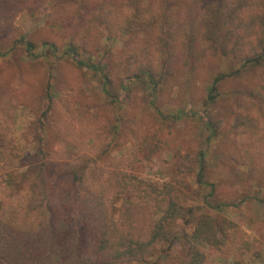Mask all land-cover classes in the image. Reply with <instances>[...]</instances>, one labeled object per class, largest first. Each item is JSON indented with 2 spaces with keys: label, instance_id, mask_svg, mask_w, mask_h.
<instances>
[{
  "label": "rangeland",
  "instance_id": "374dc122",
  "mask_svg": "<svg viewBox=\"0 0 264 264\" xmlns=\"http://www.w3.org/2000/svg\"><path fill=\"white\" fill-rule=\"evenodd\" d=\"M159 2L153 0L160 8ZM238 2L228 0L222 7L227 10V4ZM247 3L257 5L249 17L264 10V0ZM196 5L188 13L175 8L167 25L176 29V13L196 25L206 4ZM108 8L111 14L102 19ZM133 12L109 0H0V212L14 211L5 216L22 236L33 232L29 230L37 220L24 210L36 196L31 185L39 182V170L56 188L63 187V198L77 192L74 206L59 201L55 206L67 214V223L73 222L71 212L78 220L87 215L93 232L113 220L124 227L126 208L132 209L130 219L140 221L148 207L140 204L146 191L159 196L174 187L181 203L196 209L192 223L184 225L189 233L201 213L220 214L231 222L222 244L196 242L203 264H264V119L238 128L232 109L235 93L262 89L264 61L242 67L243 61L232 57L211 55L196 61L195 56V68L182 60L168 72L155 51L156 34L147 32V17ZM121 22H126L125 29H120ZM185 23L179 39L187 35ZM26 40L35 45V55L26 50ZM71 42L83 46L81 58L99 69L80 66L67 55ZM237 69L217 84L211 100L215 77ZM147 70L159 83L155 89L150 77L141 75ZM102 73L108 75L107 82ZM209 116L216 134L205 125ZM239 133L248 145H237ZM203 156L207 185L197 178ZM23 175L26 181L17 189ZM213 188V197L227 204L223 211L204 206ZM25 236L29 251L40 250L38 242L46 238ZM175 245L174 251L181 252L179 241ZM153 249L146 261L126 264H180V254L166 259L160 255L162 246Z\"/></svg>",
  "mask_w": 264,
  "mask_h": 264
},
{
  "label": "trees",
  "instance_id": "16d2710c",
  "mask_svg": "<svg viewBox=\"0 0 264 264\" xmlns=\"http://www.w3.org/2000/svg\"><path fill=\"white\" fill-rule=\"evenodd\" d=\"M109 1L115 5L116 2H121L134 9L135 16L142 14L147 17L144 19L145 22L149 21L147 32L156 34L155 39L158 41V45L155 51L159 54L162 65L168 72H171L176 63L182 60L193 63L195 68L196 63L194 64L195 60L193 59L195 56L196 61L211 55L232 57L243 61L242 67L260 64L264 61V10L249 17V11L257 5L247 3L248 0H239L236 4H227V10L222 7V4L228 0H160V8L153 3V0ZM199 1L205 3L206 7L205 9L201 8L203 18L196 25L194 24L195 21L187 16L183 21L177 13L175 15L179 19L176 23V29L167 25L170 17H173L172 13L175 8L187 10L188 13L197 6ZM107 14H111V9L104 10L102 19H106ZM186 19L187 24L185 23ZM135 20L133 18L132 22H136ZM183 23L187 25L188 32L186 37L179 39L178 31ZM125 24L126 22H121L120 29H125ZM106 25L111 29L110 23L107 22ZM201 38L206 44L205 47L201 41L199 42ZM25 45L26 50L31 55H35V45L27 40ZM48 46L50 50L56 49L55 44H48ZM82 48L83 46L71 42L67 44L65 53L72 56L80 66L91 67L94 70L99 69L95 64L88 63L81 58L80 51ZM238 72L239 69L231 73H221L215 77L210 89L211 100L215 97L213 93L217 89V84L227 76H232ZM141 75L150 77L154 83V89L158 87V81L148 70L141 72ZM102 77L105 82L108 81L107 74L102 73ZM136 77L141 76L138 73ZM106 92L107 95L111 96L108 89ZM240 95L242 96L240 97ZM240 95L235 93L232 97V109L236 112L235 127L240 128V125L244 124L246 128H250L253 125L252 121L256 118L264 119V84L261 90L242 92ZM261 122L262 120H259V123ZM205 125L212 134H216L217 126L210 116L205 121ZM256 127L259 128V126ZM243 133L246 134V132ZM241 135L239 133L237 145H248L246 138L241 139ZM189 168L193 169V166H188ZM206 169V161L203 156L199 160L197 176L201 185L209 184L205 179ZM70 172L74 177H77L78 174L74 170ZM62 173L63 169L60 168L59 174ZM35 176L39 182L32 181L31 187L36 191V196L29 203V207H25L24 214L34 216L37 221L36 226L29 230L33 232H27L25 235L39 237L42 232H45L40 237L46 238L44 241L38 242L40 250L29 251L28 237L22 236L16 227L9 225V221L6 219L5 214L11 213L12 215L14 211L0 212V264H126L134 261H146L147 257L155 254L154 245L162 246L160 255L166 259H172L174 254H180V264H203L205 257L196 242H207L211 246L220 245L224 240L227 225H231V222L221 217L220 214L201 213L196 219L197 225L189 233L184 225L189 226V223H192L191 213L195 215L196 209L182 204L179 200L178 189L173 187L159 196L146 191L145 196H142L144 200L140 204L148 207L144 208L140 221L130 219L132 209L126 208L127 211L124 216L127 219H125L124 227L117 220H113L110 223L111 226H103L93 232L91 223L86 221L87 215L79 216L80 220H78L77 214L71 212L70 217L73 218V222L67 223L64 219L67 214H61L55 206L58 201L62 204L67 202L74 206L79 201L77 192L65 199L59 190V188L63 190V187L56 188L58 185L52 184L53 181L48 175H44L42 170L35 173ZM26 178L27 176L23 175L22 185L21 182L15 183L17 189L22 188ZM59 183L62 184V182ZM63 183L66 184V180ZM69 183H73V181L69 180ZM20 194L18 193V198L22 200ZM213 196L214 188L205 196L204 206L206 205L215 211H223L227 204L217 201ZM82 200H84L83 197ZM2 206L3 203L0 202V209ZM36 208L39 209L37 211L38 216L35 214ZM157 213L160 215L159 218H155ZM180 225L183 226L182 233L179 231ZM141 233L144 236L141 237ZM22 238L23 240L20 241ZM177 241L181 244V252L174 251Z\"/></svg>",
  "mask_w": 264,
  "mask_h": 264
}]
</instances>
